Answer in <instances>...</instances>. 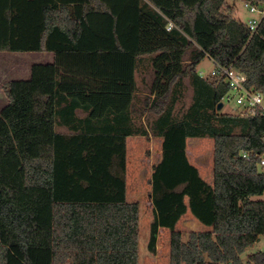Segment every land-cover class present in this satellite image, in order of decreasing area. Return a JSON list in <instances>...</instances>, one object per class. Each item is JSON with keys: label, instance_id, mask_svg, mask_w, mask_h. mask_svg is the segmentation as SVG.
<instances>
[{"label": "trees", "instance_id": "16d2710c", "mask_svg": "<svg viewBox=\"0 0 264 264\" xmlns=\"http://www.w3.org/2000/svg\"><path fill=\"white\" fill-rule=\"evenodd\" d=\"M0 51L53 53L2 83L0 264H138L133 136L162 139L149 250L167 228L170 264H244L264 235V114L217 111L229 85L197 67L233 65L264 92V18L252 33L226 0H0ZM141 67L154 73L144 96ZM198 138L214 140L211 182L187 153ZM188 211L209 229L183 241Z\"/></svg>", "mask_w": 264, "mask_h": 264}, {"label": "rangeland", "instance_id": "374dc122", "mask_svg": "<svg viewBox=\"0 0 264 264\" xmlns=\"http://www.w3.org/2000/svg\"><path fill=\"white\" fill-rule=\"evenodd\" d=\"M231 6V15L238 21L247 23L250 19L260 17L258 11L251 12L245 7L246 0H226ZM47 55L50 53L34 52H14L10 54V70L5 73L4 78H24L29 73V66L35 63H48ZM7 59V56L4 57ZM3 59V60H4ZM0 60H2L0 58ZM7 62V60H5ZM6 65V63H5ZM213 68V63L209 57H205L198 65V70L205 72ZM139 85V96L147 95L154 78L153 70L147 69L136 74ZM191 89H188L184 103L186 106L191 101ZM7 102V100H6ZM139 104V102H138ZM233 103L225 102L222 112L234 113ZM145 118V117H144ZM162 139L150 136H133L128 138L127 154V199L131 202H138L139 214V261L138 264H170V230L160 228L157 240L156 251L149 250L150 226L154 216V207L151 200V177L154 165L161 157ZM213 152L214 140L212 138L188 139L187 153L190 161L198 166L202 176L211 182L213 176ZM259 170L264 171V166H259ZM263 197H254L262 199ZM182 232L183 241H187L192 231H205L209 227L198 221L190 211H188L176 226ZM257 251H264V235L251 247L247 248L242 254L245 263L249 254Z\"/></svg>", "mask_w": 264, "mask_h": 264}, {"label": "built area", "instance_id": "2783aa9c", "mask_svg": "<svg viewBox=\"0 0 264 264\" xmlns=\"http://www.w3.org/2000/svg\"><path fill=\"white\" fill-rule=\"evenodd\" d=\"M245 7L251 12L258 11L260 17L250 19L246 25L249 30L254 33L262 19L264 18V0H246ZM173 25H169V29ZM213 63V68L207 72L198 70V74L204 79H218L229 85V91L223 97V105L225 102L233 103L234 114L238 115H255L257 113L264 114V92L255 91L247 87L248 78L246 74L235 68L233 65L225 66L217 63L212 58H209ZM248 157L247 153L243 154ZM260 165L264 166V157L260 161Z\"/></svg>", "mask_w": 264, "mask_h": 264}, {"label": "crops", "instance_id": "0c3cea01", "mask_svg": "<svg viewBox=\"0 0 264 264\" xmlns=\"http://www.w3.org/2000/svg\"><path fill=\"white\" fill-rule=\"evenodd\" d=\"M11 53H14V52H10V51H0V58L2 60H0V110L7 104L8 100H7V96L6 94L4 93L3 89H2V83L5 82V81H8V80H11V78H7L5 79L4 78V75L5 73H8L9 70H10V54ZM34 53H50V55H47L48 57L46 58L47 60H50V62L53 61V53L51 52H48V51H38V52H34ZM7 56V59H4V57ZM4 59V60H3ZM7 60V62L5 61ZM6 63V65H5ZM42 63V62H40ZM49 63V62H48ZM33 64H31L28 68H29V73L27 75V77H24V79H27L30 77V69H31V66ZM13 79H22V78H13ZM7 100V102H6ZM198 167V166H197ZM199 169V168H198ZM200 171V170H199ZM201 174V173H200ZM202 176V174H201ZM203 177V176H202ZM204 178V177H203ZM205 179V178H204ZM207 180V179H205ZM209 181V180H207ZM210 182V181H209ZM248 256V255H247ZM244 259V258H243ZM247 259V257H246ZM246 261V260H245ZM245 264V263H244Z\"/></svg>", "mask_w": 264, "mask_h": 264}, {"label": "water", "instance_id": "95a60500", "mask_svg": "<svg viewBox=\"0 0 264 264\" xmlns=\"http://www.w3.org/2000/svg\"><path fill=\"white\" fill-rule=\"evenodd\" d=\"M223 102H220L219 103V105H218V107H217V111H221L222 110V108H223ZM229 264H231V263H229Z\"/></svg>", "mask_w": 264, "mask_h": 264}]
</instances>
